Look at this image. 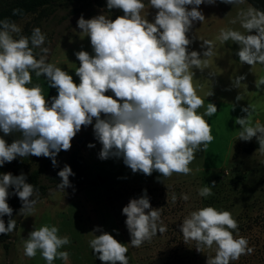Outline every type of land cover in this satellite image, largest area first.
<instances>
[{
    "label": "clouds",
    "instance_id": "9594fccd",
    "mask_svg": "<svg viewBox=\"0 0 264 264\" xmlns=\"http://www.w3.org/2000/svg\"><path fill=\"white\" fill-rule=\"evenodd\" d=\"M216 2L149 0L151 8L157 10L152 22L142 15L143 0H107L109 11L123 12L115 19L104 14L85 19L82 14L77 26L87 33L94 54L85 50L75 52L80 62L75 70L79 84L68 71L47 62L50 49L42 47L46 37L40 28L33 29L30 37L20 35L14 39L13 34H19L20 27L9 19L0 20V132L4 136L19 134L11 144L0 136V167L17 157L29 156L51 158L56 167L60 151L70 150L82 127L93 125L95 120L94 135L102 145L100 159L123 158L133 173L148 176L153 172L162 177L190 174L189 165L195 153L206 151L214 139L204 117H212L218 108L209 102L203 114L197 112L204 100L197 95L193 69L203 71L208 66L205 58L214 55V45L212 41H203L201 47L206 50L202 58L200 52L189 51L193 41L188 33L195 22L203 23L206 19L199 6ZM220 2L239 5L244 0ZM20 12L15 9L13 14ZM240 17L247 34L221 29L217 39L238 45L236 55L241 64L254 68L258 63L264 64V11L250 7L242 10ZM36 48L41 52L38 59ZM32 72L37 77L44 76L50 87L57 90L51 101L43 95L40 85L27 87L32 83ZM245 79L246 76H237L232 86L238 88ZM255 85L259 91L264 90V76L257 78ZM108 92L113 95H106ZM236 100H242L240 94ZM242 111L247 115L235 120L240 125L239 139L255 138L258 150L264 152V124L259 120L253 124L255 107L249 104ZM74 175L66 164L58 172L61 182L57 188L71 187L69 177ZM26 181L23 173H0V234L7 235L16 228V220L11 218L13 209L7 202L10 195L22 201L19 215L34 211L35 188ZM210 185L200 188L199 195H213L216 182ZM13 187L14 193H10ZM183 199L189 197L184 195ZM122 214L127 217L125 224L134 248L166 231L162 225L158 228L160 208L152 207L147 190L140 198L131 199ZM5 216L9 217L7 225ZM179 227L185 242H196L197 251L215 245V255L208 256L206 264H230L254 251L245 237L233 235L234 230L238 231V222L227 210L203 207L191 212ZM58 232L56 226L35 228L24 242V254L34 258L39 251L47 264L58 258L67 261L69 253L60 249L70 240ZM92 233L95 236L89 246L103 264H129L127 244L99 226Z\"/></svg>",
    "mask_w": 264,
    "mask_h": 264
},
{
    "label": "rangeland",
    "instance_id": "374dc122",
    "mask_svg": "<svg viewBox=\"0 0 264 264\" xmlns=\"http://www.w3.org/2000/svg\"><path fill=\"white\" fill-rule=\"evenodd\" d=\"M143 2L145 9L142 15L150 22L154 21L157 10L151 8L149 0ZM199 7L206 19L203 23L195 22L188 33L189 39L193 41L189 51H198L203 58L202 54L206 50L201 47L203 41L213 42L214 55L205 58L208 66L203 71L194 70L199 72V83L201 80H210L209 75L214 76V83L198 90L197 95L204 100V106L197 112L203 114L206 111L208 103H212L210 98L217 101L218 111L212 117H204L211 127L214 139L206 151L195 153V159L189 165L191 173H174L171 177L133 173L124 164L123 158L100 159V142L97 143L94 134L80 131L72 140L71 149L57 158L58 167L63 169L67 164L75 173L69 177L72 186L64 190L53 186V166L49 169L42 179L48 186L46 196L39 198L34 194L33 198L37 201L34 211L30 215H17L18 229L10 241L9 250L0 246V264H47L39 251L34 258L24 254V242L29 233L44 225L58 227V235L67 236L70 240L69 244L60 249L69 253L68 260L58 258L53 264H103L89 246V241L95 234H102L92 233L97 226L112 234L119 242L127 244L129 264H206L208 256L215 255V245L212 249L197 251L195 241H184L179 225L191 212L207 206L230 211L238 222V231L234 230L233 235L237 238L245 237L249 241V247L254 249L252 254L242 255L239 260L231 261L230 264H264V152L256 150L247 154L244 148L254 142L255 138L251 141L240 140V125L235 123L236 118L247 115L242 109L250 104L256 110L253 124L256 120L264 124V90L259 91L255 85L256 79L264 76V66L258 63L252 68L241 64L236 55L239 46L232 41L221 43L217 39L221 29H233L247 34L241 27L240 12L253 7L247 0L239 5L217 0L214 5L203 4ZM73 8L60 6L49 17L28 16L16 23L21 32L13 34V37H30L33 29L40 28L46 37L42 47L50 49L47 62L68 71L74 82L79 84L75 70L80 62L75 52L85 50L90 54L94 53L87 33L77 26L81 14L70 13ZM89 11L96 12L84 17L85 19L101 14L111 18L109 13L96 6L85 13ZM34 53L38 59L41 55L40 48L34 49ZM239 75L246 76V79L235 88L232 83ZM31 76L32 83L27 87L40 85L43 95L49 101L58 94L44 76L37 77L35 72ZM210 92H213L212 96L208 95ZM238 94L242 97L241 101L236 100ZM94 123L95 120L90 125L92 129ZM0 136L9 144L19 138L17 133L4 136L0 132ZM76 138H85L86 143L82 148L77 144ZM89 144H94L95 147L89 148ZM45 158L17 157L0 167V173L11 172L15 176L23 173L26 176ZM80 179L97 181V186H76L75 182ZM213 181L216 182L212 189L213 195L200 196L198 190L211 186ZM145 190L152 207L160 208L158 228L162 225L166 231L162 234L158 232L150 241L134 248L130 244L131 237L125 224L127 217L122 214V209L131 199L144 195ZM184 195L189 199L184 200Z\"/></svg>",
    "mask_w": 264,
    "mask_h": 264
},
{
    "label": "trees",
    "instance_id": "16d2710c",
    "mask_svg": "<svg viewBox=\"0 0 264 264\" xmlns=\"http://www.w3.org/2000/svg\"><path fill=\"white\" fill-rule=\"evenodd\" d=\"M253 8L264 11V0H247ZM60 6H73L74 8L71 10V15L83 14L84 17L94 14L96 11L86 12L89 8H93L96 6L103 11L109 13L112 19H115L118 16H122L123 12L119 9H113L109 11L107 9V0H0V20L9 19L15 23L20 20L31 16V15H39L43 17H49L55 13L58 7ZM15 9H20L21 12L19 14L14 15L13 12ZM31 46V45H30ZM264 66V64H262ZM75 147V146H74ZM259 144L255 139L254 142L250 143L244 148V151L247 154H250L256 150H258ZM76 151V150H75ZM65 151H60L58 156L59 158ZM77 152V151H76ZM73 161L74 156H72ZM53 166L51 158H45L36 169L32 170L29 174L26 175L27 183L33 184L35 188L34 194H36L39 198L45 197L48 191V186L43 183V177L49 171V169ZM53 177L51 178L52 185L57 187V185L61 182V178L58 176V172L62 170L60 167L53 166ZM76 186L81 187H95L97 186V181H90L86 179H80L75 182ZM10 193H14V187L9 189ZM10 207L13 209L12 219L16 220V228L13 232L4 235L0 234V246H3L6 250L10 248V241L14 233L18 229L19 220H17V215L22 208V201L18 196L12 194L9 196L8 201ZM5 224L7 225V221L9 220L8 216L3 217Z\"/></svg>",
    "mask_w": 264,
    "mask_h": 264
},
{
    "label": "crops",
    "instance_id": "0c3cea01",
    "mask_svg": "<svg viewBox=\"0 0 264 264\" xmlns=\"http://www.w3.org/2000/svg\"><path fill=\"white\" fill-rule=\"evenodd\" d=\"M193 71L195 73V75L193 77V83H194V86L196 88V92H198V90H200V89H203L204 87H210V85L212 83H214V76H211V75H209V78H211L210 80H208L207 82H202V80H201L200 83H199V81H198V78H199L198 77V73L199 72H198V70H194V69H193ZM201 76H203V75H201ZM201 76H200V79H201ZM108 95H113V94L111 92H109ZM210 100H212V103H214L216 105L217 101L214 98H210ZM81 131L86 132V133L94 134V131H93L92 127H90V126L82 127ZM96 140L94 141L95 144L98 141V140L97 141ZM97 143H99V141ZM153 174H160V173L153 172Z\"/></svg>",
    "mask_w": 264,
    "mask_h": 264
},
{
    "label": "water",
    "instance_id": "95a60500",
    "mask_svg": "<svg viewBox=\"0 0 264 264\" xmlns=\"http://www.w3.org/2000/svg\"><path fill=\"white\" fill-rule=\"evenodd\" d=\"M77 144L82 148L84 144L86 143L85 138H76Z\"/></svg>",
    "mask_w": 264,
    "mask_h": 264
}]
</instances>
